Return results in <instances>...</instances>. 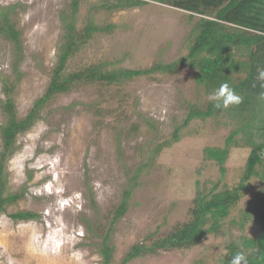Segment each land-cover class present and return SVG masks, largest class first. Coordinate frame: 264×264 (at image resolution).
I'll return each instance as SVG.
<instances>
[{
  "label": "rangeland",
  "instance_id": "rangeland-1",
  "mask_svg": "<svg viewBox=\"0 0 264 264\" xmlns=\"http://www.w3.org/2000/svg\"><path fill=\"white\" fill-rule=\"evenodd\" d=\"M107 1L81 0L79 27L89 19L117 27L97 33L71 58L69 71L95 62L147 67L187 52L192 23L186 10L155 1L130 9L101 8ZM16 3L13 18L23 32L25 57L15 99L19 115L25 116L50 83L64 33L61 16L71 0H0V8ZM14 57L13 43L0 35V126L6 118L1 76L15 78ZM206 100L187 66L124 85L84 84L56 95L43 118L19 136V149L7 165L10 189L20 191L27 184L28 190L0 214V264H105L98 244L111 226L113 263L120 264L134 244L166 235L190 218L197 180L202 187L219 179L220 184L237 183L247 151L233 149L224 176L216 161L205 158V147L224 146L230 131L213 119L192 121L179 142L153 153L183 123L190 104ZM152 154L153 164L139 177L128 212L113 224L124 189ZM263 187L254 179L233 216ZM20 210L38 217H11ZM86 220L93 223V233ZM222 239L210 235L195 247L160 250L128 264H216Z\"/></svg>",
  "mask_w": 264,
  "mask_h": 264
},
{
  "label": "trees",
  "instance_id": "trees-1",
  "mask_svg": "<svg viewBox=\"0 0 264 264\" xmlns=\"http://www.w3.org/2000/svg\"><path fill=\"white\" fill-rule=\"evenodd\" d=\"M152 1L188 12L192 28L187 37L185 54L170 62L156 61L147 67L110 68L106 62H95L69 71L71 58L97 33H112L117 27L114 23L97 24L92 19L79 27L77 17L81 0H71L70 9L61 16L64 33L50 83L25 116L19 115L15 99V90L24 77L20 68L25 57L23 32L13 18L19 6L16 3L0 8V35L9 39L15 49L12 66L15 78L1 76L5 94L2 108L6 118L0 126V214L6 213L8 206L22 199L28 190L27 184L20 191H12L9 186L7 165L19 149L18 138L43 118L44 108L56 95L68 93L84 84H100L102 87L124 85L139 77L172 74L187 66L195 71L197 86L204 90L207 100L204 104H190L183 123L176 125L172 136L158 144L153 153L158 154L163 148L179 142L183 130L192 121L213 119L217 125L228 127L230 131L224 146L205 147V158L216 161L224 176L233 149H244L248 155L241 178L233 185L220 184L219 179L212 186L207 183L203 187L197 180L196 193L189 209L190 218L166 235L154 239L150 236V242L134 244L120 264H128L135 258L160 250L192 248L210 235L223 237V249L217 256L216 264H230L232 256L238 252L246 255L248 264H264V187L246 201L237 216H233V211L249 192L254 179L260 180L264 186V82L256 79L257 68H264V0H108L100 7L108 10L130 9ZM224 82L243 97L241 104L223 109L208 100L209 94ZM156 154L137 168L132 182L124 189L113 224L128 212L137 181L153 164ZM11 217L31 220L38 214L20 210ZM86 222L88 231L93 233V223L90 220ZM112 227L98 244L105 264H115ZM202 264L207 263L202 261Z\"/></svg>",
  "mask_w": 264,
  "mask_h": 264
},
{
  "label": "clouds",
  "instance_id": "clouds-1",
  "mask_svg": "<svg viewBox=\"0 0 264 264\" xmlns=\"http://www.w3.org/2000/svg\"><path fill=\"white\" fill-rule=\"evenodd\" d=\"M257 80L264 82V68H257ZM264 98V97H262ZM208 100L215 102V107L227 109L232 105H239L243 102V97L239 95L227 82L222 83L219 88L209 94ZM47 187V186H46ZM96 188L100 187V183L96 182ZM63 203H68L64 201ZM83 235V232L80 233ZM230 264H248L246 255L238 252L232 256Z\"/></svg>",
  "mask_w": 264,
  "mask_h": 264
}]
</instances>
